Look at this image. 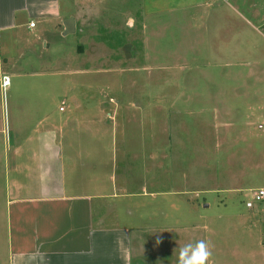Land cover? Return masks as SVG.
Returning <instances> with one entry per match:
<instances>
[{
	"label": "rangeland",
	"instance_id": "374dc122",
	"mask_svg": "<svg viewBox=\"0 0 264 264\" xmlns=\"http://www.w3.org/2000/svg\"><path fill=\"white\" fill-rule=\"evenodd\" d=\"M256 1L262 18L264 0ZM102 4L95 7L94 18H80L84 35L65 59L59 60L56 51L43 55L42 63L34 65L39 68L29 72L34 74L8 87L12 106L24 107L15 102L24 96L32 104L28 112L34 122L49 115L57 121L76 108L81 126L93 119L96 126L108 128V136L82 135L83 144L103 150L101 173L113 170L119 182L124 176L131 192H158L157 202L173 212L168 219H176L180 231L181 225L209 224L211 230L203 234L211 264H264V212L245 206L253 191L264 187V22L257 24L259 37L240 39L242 46L227 31L218 42L227 53L216 56L242 59L215 68L206 65L208 56L198 44L192 46L201 38L186 16L179 14V21L169 24L164 20L161 28L150 21L145 38L138 10L122 2L108 3L110 8ZM216 106L221 115L215 119ZM16 113L14 121L25 110ZM108 142L115 146L107 163ZM5 145L0 146L2 166L8 158ZM88 170L95 173L94 167ZM2 179L0 209L5 202ZM170 191L178 196H168ZM187 210L199 214L185 216ZM4 234L1 225L0 239ZM186 235L193 243L203 240L201 230Z\"/></svg>",
	"mask_w": 264,
	"mask_h": 264
},
{
	"label": "crops",
	"instance_id": "0c3cea01",
	"mask_svg": "<svg viewBox=\"0 0 264 264\" xmlns=\"http://www.w3.org/2000/svg\"><path fill=\"white\" fill-rule=\"evenodd\" d=\"M114 2L138 10L145 38L152 29L150 21L161 28L164 20L162 24H169L178 22L179 14L186 16L201 38H195L192 46L198 44L201 54L208 56L206 65L215 68L233 66L242 59L216 56L227 51V47L223 50L225 45L218 44L227 31L236 35L240 45V39H257V24L264 22L256 0H0V146L6 143L2 148L8 156L3 166L0 160L5 198L0 209V227L5 232L0 239V264H177L179 245L191 242L186 234L194 237L201 230L204 240L203 232L211 230L207 223H193L181 225L180 231L176 219H168L173 212L163 210L157 202L158 192H131L124 176L119 182L113 170L101 173L103 150L99 153L93 143L83 144L82 135L108 136V128L101 129L93 119L81 126L83 117L76 118V108L60 120L49 115L34 122L28 112L32 110L28 97L15 100L25 103L24 107L22 103L13 107V96H6L8 87L34 74L29 72L39 68L34 65L42 63L43 55L56 51L59 60L65 59L72 43L78 38L80 42L84 35L80 36V18L87 15L86 20L92 19L97 4L110 8L108 3ZM158 28L154 33L163 36ZM81 51L76 50L77 55ZM231 51L237 52L235 48ZM4 76L9 78L5 87ZM213 109L215 119L220 118L218 107ZM24 110L25 114L14 121L13 113ZM113 142L106 143L105 162L113 155ZM141 188L145 191L146 183ZM169 193L178 196L176 191ZM193 211L198 213L187 210L185 216ZM159 215L164 219L156 218Z\"/></svg>",
	"mask_w": 264,
	"mask_h": 264
},
{
	"label": "clouds",
	"instance_id": "9594fccd",
	"mask_svg": "<svg viewBox=\"0 0 264 264\" xmlns=\"http://www.w3.org/2000/svg\"><path fill=\"white\" fill-rule=\"evenodd\" d=\"M157 244L160 240L157 239ZM212 251L210 243L205 240L189 242L179 248L177 264H211Z\"/></svg>",
	"mask_w": 264,
	"mask_h": 264
},
{
	"label": "built area",
	"instance_id": "2783aa9c",
	"mask_svg": "<svg viewBox=\"0 0 264 264\" xmlns=\"http://www.w3.org/2000/svg\"><path fill=\"white\" fill-rule=\"evenodd\" d=\"M34 23L30 22L29 26H33ZM9 84V78L4 76L2 78V85L3 87ZM245 206L247 209L255 212L263 211L264 212V187L258 188L257 190L253 191L251 196L245 202Z\"/></svg>",
	"mask_w": 264,
	"mask_h": 264
}]
</instances>
